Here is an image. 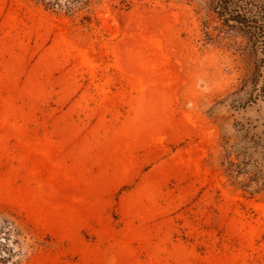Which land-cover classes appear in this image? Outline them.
<instances>
[{
  "label": "rangeland",
  "instance_id": "rangeland-1",
  "mask_svg": "<svg viewBox=\"0 0 264 264\" xmlns=\"http://www.w3.org/2000/svg\"><path fill=\"white\" fill-rule=\"evenodd\" d=\"M86 15L0 0L9 264H264V190L235 186L222 149L264 150L262 51L203 0Z\"/></svg>",
  "mask_w": 264,
  "mask_h": 264
},
{
  "label": "trees",
  "instance_id": "trees-1",
  "mask_svg": "<svg viewBox=\"0 0 264 264\" xmlns=\"http://www.w3.org/2000/svg\"><path fill=\"white\" fill-rule=\"evenodd\" d=\"M211 11L217 14L222 26L227 31L246 41L243 51L249 58L255 57L258 51L264 55V0H203ZM52 12L75 16L86 13L84 21L89 22L92 7L99 0H32ZM257 58L255 57V61ZM261 62H264L263 60ZM254 89L256 81L248 83ZM256 99H249L245 104H253ZM244 106V105H243ZM242 106V107H243ZM236 109L240 106H233ZM243 108H241L242 110ZM230 137L222 139L225 166L223 171L235 186L249 195L264 190V150H256L247 146L236 147ZM256 154L257 158H253ZM12 229L7 222L0 224V264H9L10 260L21 253L20 248L14 250L10 246Z\"/></svg>",
  "mask_w": 264,
  "mask_h": 264
}]
</instances>
